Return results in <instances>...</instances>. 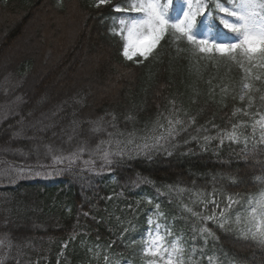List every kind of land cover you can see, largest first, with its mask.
<instances>
[{
    "label": "trees",
    "instance_id": "16d2710c",
    "mask_svg": "<svg viewBox=\"0 0 264 264\" xmlns=\"http://www.w3.org/2000/svg\"><path fill=\"white\" fill-rule=\"evenodd\" d=\"M95 4L0 0V161L24 168L0 177V239L6 234L13 245L1 247L3 264H106L105 254L112 264H145L142 238L150 217L163 226V233L165 228L172 232L169 241L182 238L185 258L191 256L196 264H209V256L220 264H264V248L185 210L187 206L201 217L214 210L218 215L228 195L246 203L249 195L264 190L256 179L264 177V144L259 130H252L264 115V84L254 82L261 92L253 94L249 107L247 98L239 99L244 74L237 65L177 54L168 37L143 63L136 62L138 56L127 60L118 32L120 19L135 16L123 11L128 0ZM35 15L44 25L32 28L33 49L23 50L19 43ZM213 19L219 30L215 13ZM174 106L186 131L160 150L113 156L101 171L103 161L90 155L97 144L126 142L131 132L134 143H142L140 137L157 117L166 123ZM236 109L242 111L233 115ZM101 117L103 130L90 131L88 121ZM190 118L195 122L189 123ZM41 120L53 126L40 131ZM73 120L80 124L69 140ZM236 124L244 125L238 130L241 142L221 144L218 133ZM21 128L23 135L14 136ZM205 136L214 139L206 142ZM81 146L86 150L71 168L66 161L54 163V155H68ZM86 160L95 162L94 171ZM157 205L162 216L156 215ZM241 211L240 204L234 205L230 215ZM202 227L217 239L209 237L205 244Z\"/></svg>",
    "mask_w": 264,
    "mask_h": 264
},
{
    "label": "snow or ice",
    "instance_id": "6c2138e0",
    "mask_svg": "<svg viewBox=\"0 0 264 264\" xmlns=\"http://www.w3.org/2000/svg\"><path fill=\"white\" fill-rule=\"evenodd\" d=\"M107 2L108 0H96L95 6L99 7ZM209 2L210 0H128V7L123 11L138 15H130L127 19H120L119 21L118 34L123 41L121 54L127 60H133L138 56L141 59L136 62L143 63L144 60L154 55L161 41L168 37L170 43L176 46L177 54L188 53L190 56L209 61L216 59L229 61L237 65L244 74L239 99L244 101L247 98L248 106L251 107L254 99L253 94L261 92V89L256 87L254 82L264 84V0H211L214 9H209ZM117 10L120 11L121 9ZM214 13L219 24L227 30L226 34L222 35L213 24ZM181 43L188 45V47H180ZM226 91V87L222 89V92ZM20 99L17 97V100ZM260 100L264 101V94L260 95ZM58 110L60 109L58 108ZM240 111L242 110L236 109L233 115ZM177 112L179 109L174 106L171 114L164 117L166 123L161 122L158 116L152 128L146 130L145 134L140 137L142 143H134L136 134L131 132L127 134L129 139L126 142L120 139L102 140L95 149L90 151V155H96L103 161L101 165V171H103L104 167L113 163L111 159L113 156L123 157L129 151H136L139 154L140 152L165 148L171 140L179 136L181 132L186 131L187 126L176 115ZM102 122V117L95 121H88L89 124L93 125L90 131H102ZM194 122V118H190L189 123ZM37 123L40 124L38 129L40 131H45L53 126L51 124L45 125L42 120L37 121ZM79 124L80 122L76 120L71 122L69 140L78 134ZM243 126L236 124L233 125L231 131L218 133L220 143L223 144L225 140L233 143L241 142V134L238 130ZM252 130L253 134L259 130V143L264 144V115H260L259 119L255 120L252 124ZM23 131L21 128L13 135L22 136ZM108 135L112 137L113 133H108ZM120 135L124 134L120 133ZM211 139L214 137H204L206 142ZM243 143L247 150V137L243 138ZM113 144L115 145L114 148H112ZM130 145L131 148H129ZM85 150V147L81 146L68 155H54L52 158L57 164L66 161L68 167L71 168L77 160H80ZM48 152H52L50 146ZM251 152H257L256 143L251 145ZM83 163L92 165L90 170H95L94 161L86 160ZM0 164H7L6 168L0 169V176H11L13 172H24L23 167L17 168L11 162L0 161ZM256 179L264 183V177H257ZM235 182L233 179V183ZM179 191H183V189H179ZM226 199L227 204L218 215L214 210L212 215L201 217V214L194 212L187 206H185V210L204 221H213L218 228L225 232L236 233L238 240L251 241L260 248H264V190L249 195L246 203H242L243 198L237 199L232 195H228ZM210 202L216 204L215 200ZM237 204L242 206L243 211L237 212L233 218L230 211ZM156 209V215L162 216L163 213L158 211L159 205L156 206ZM148 224L155 226L154 228L150 227L146 236L142 238L141 254L145 264H196L191 256L185 258V248L180 236L169 241L167 237L173 235L169 229L165 228L162 234L163 226L151 217ZM127 231L128 229H125V232ZM199 234L204 238L205 244H207L209 237L213 240L217 239L215 233L208 227L200 228ZM5 245L9 249L13 246L6 234L3 239H0V247ZM16 247L20 248L19 245ZM64 247H67V243L64 244ZM89 250L91 251V249ZM195 251L196 249L193 248L192 252L195 253ZM22 254V252H18V255ZM96 255L99 256V252ZM207 259L209 264H220L215 256H209ZM104 260L106 264H112L107 254L104 255ZM0 264H3V258H0ZM114 264H120V262L116 261ZM233 264H236L235 260Z\"/></svg>",
    "mask_w": 264,
    "mask_h": 264
},
{
    "label": "rangeland",
    "instance_id": "374dc122",
    "mask_svg": "<svg viewBox=\"0 0 264 264\" xmlns=\"http://www.w3.org/2000/svg\"><path fill=\"white\" fill-rule=\"evenodd\" d=\"M41 18V21H38V19L36 18V15H35V17H34V19L30 22V26H29V29H27V31H26V34L24 35V37H23V39H22V41L19 43V47L21 48V49H23V50H28V49H33L32 48V46L30 45L31 44V41H32V28L33 27H36V26H38V25H44V24H42V23H44L43 22V20H42V17L40 16L39 17V19ZM73 29L74 28H76V26L74 27V25H73V27H72ZM72 29V30H73ZM24 30V29H23ZM72 30H70V32H72ZM75 31V30H74ZM73 37V36H72ZM49 38V37H48ZM74 38V37H73ZM72 38V39H73ZM2 168H6L5 166H1L0 165V169H2ZM14 173H17V172H14ZM1 177V176H0ZM5 178H7V176H5ZM2 249H1V247H0V258H1V256H2Z\"/></svg>",
    "mask_w": 264,
    "mask_h": 264
}]
</instances>
